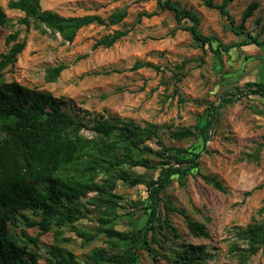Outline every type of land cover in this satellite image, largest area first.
I'll return each instance as SVG.
<instances>
[{
    "label": "rangeland",
    "instance_id": "rangeland-1",
    "mask_svg": "<svg viewBox=\"0 0 264 264\" xmlns=\"http://www.w3.org/2000/svg\"><path fill=\"white\" fill-rule=\"evenodd\" d=\"M10 1L0 0V8L10 19L8 26L0 27V54L7 51L5 38L11 33L17 32L18 39H24L26 45L12 70L6 69L0 75V82H16L50 95L55 105L87 127L95 120L112 122L114 118L141 127L151 124L163 146L199 154L198 166L188 173L184 186L174 179L165 189L158 216L164 219V201H170L175 209L205 224L208 236L192 237L183 217L170 212L169 221L176 237L162 227L156 234V242L151 244L156 262L150 254L139 250L137 264H174L171 255L182 245H205L211 258L204 264H239V254L231 251L234 245H242L235 239L236 230L260 224L264 219V100L240 97L220 108L206 142L198 137L195 127L205 124L206 110L216 107L222 97L236 89L246 90L249 82L264 83V47L250 45L215 54L218 44H238L244 37L231 32V24L217 10L207 8L204 0L172 1L180 10L198 17L200 33L215 39L211 47L193 42L183 30L190 22L183 20L177 24L173 14L160 10L155 1L40 0L42 10L62 17L96 15L107 21L113 14L124 15L116 25L91 24L82 28L70 44H63L59 36L53 39L40 34L32 23L28 30L17 24L24 15L11 10ZM212 2L219 5L222 0ZM252 4L256 5L255 10L245 21L244 31L264 39V0L228 3L232 27L241 24L242 13ZM117 31L124 36L112 47L93 48L97 41ZM59 65L67 69L54 83H47L46 71ZM183 128L189 129L193 136L182 141L170 138L171 132ZM81 135L94 137L87 129ZM146 144L159 148L156 139ZM128 171L143 181L133 187L114 181L111 193L117 196L116 218L103 213L105 205L89 204L96 195L94 192L80 196L76 201L81 210L79 220L60 229L52 226L35 246L28 245L27 249L37 254L38 264L54 261L50 254L53 252L70 253L82 263L94 249L108 251L105 237L99 235L84 245L75 232L76 229L93 233L104 228L99 221L105 215L112 219L115 231L130 232L144 226L147 205L144 183L154 178L156 172L143 168ZM204 178L220 183L224 192ZM95 179L99 183L101 174ZM24 214L37 220L30 212ZM23 224L19 217L18 226L9 227V233L20 242L25 241L22 233L34 238L39 231L26 229ZM119 245L124 248L126 243ZM245 264H264V248Z\"/></svg>",
    "mask_w": 264,
    "mask_h": 264
},
{
    "label": "trees",
    "instance_id": "trees-1",
    "mask_svg": "<svg viewBox=\"0 0 264 264\" xmlns=\"http://www.w3.org/2000/svg\"><path fill=\"white\" fill-rule=\"evenodd\" d=\"M150 1H155L160 10L171 12L177 24L183 20L190 22L183 30L189 33L192 41L201 47H211L215 39L200 33L199 19L194 13L180 10L172 0ZM232 1L222 0L221 4L215 5L212 0H204L207 8L217 10L231 24V32L244 37L238 44H218L214 53H228L232 48L250 45L264 47V39L245 32L243 28L256 5H250L242 13L241 24L232 27L227 10V4ZM8 7L24 15L17 24L28 30L32 23L34 30L53 39L59 36L63 44L72 43L78 32L86 26L116 25L124 16L113 14L107 21L96 15L62 17L42 10L40 0H11ZM9 24L10 19L0 8V27ZM123 36L124 33L117 31L97 41L93 48H110ZM18 37L19 34L14 32L5 38L7 51L0 54V75L6 69L12 70L18 55L25 48V40H19ZM65 69V65L48 69L45 81L54 83ZM250 96L264 100V83L249 82L246 90L236 89L222 97L216 107L206 110L205 124L195 127L198 137L203 142L208 140V132L216 123L220 108L235 103L240 97ZM83 129L91 131L93 139L81 135ZM191 136L193 133L186 128L170 133V138L175 141ZM153 139H156L158 149L146 144ZM151 158L157 163H153ZM198 158L199 154L163 146L157 140L156 129L151 124L141 127L132 121L114 118L112 122L95 120L91 127H87L55 105L50 95L16 82H0V264H38L37 254L29 251L28 245L35 246L52 226L60 229L79 220L81 210L76 201L88 192L96 194L89 204L105 205L103 213L116 218L117 196L111 193L114 181L125 182L130 187L143 181L140 176L129 172L128 168L156 172L154 178L144 183L147 192L144 226L130 232L115 231L111 225L112 219L105 215L99 221L104 228L96 229L93 233L76 229L75 232L84 245L90 244L99 235L105 237L108 251L94 249L82 263L70 253L59 252L61 254L57 255L53 252L50 254L54 261L47 260L48 264H137L139 250L150 254L152 261L156 262V251L151 244L156 242L159 230L165 227L176 237V230L169 221L170 212L183 217L192 237L206 238L208 229L205 224L175 209L170 201H164V219L158 216L165 189L174 179L184 186L188 173L197 168ZM100 174L102 179L97 183L95 176ZM204 179L218 191L224 192L221 184L214 179ZM24 212H30L37 220L28 218ZM19 217L26 229L39 230L34 238L22 233L25 241L20 242L9 233V227L18 226ZM235 239L242 245H234L231 251L239 254V264H245L264 248V219L260 224L238 228ZM162 241L165 242L166 238L163 237ZM122 242L126 243L124 248H120ZM210 258L211 254L205 245H182L171 255L174 264H204Z\"/></svg>",
    "mask_w": 264,
    "mask_h": 264
}]
</instances>
